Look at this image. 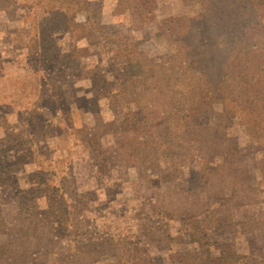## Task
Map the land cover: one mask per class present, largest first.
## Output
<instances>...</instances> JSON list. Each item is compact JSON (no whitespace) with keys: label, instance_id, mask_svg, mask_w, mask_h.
Wrapping results in <instances>:
<instances>
[{"label":"rangeland","instance_id":"1","mask_svg":"<svg viewBox=\"0 0 264 264\" xmlns=\"http://www.w3.org/2000/svg\"><path fill=\"white\" fill-rule=\"evenodd\" d=\"M118 1L87 0L75 16L92 23L96 10L100 32L89 21L63 28L48 0L0 10V242L36 223L45 229L31 233L33 264H72L79 252L93 255L86 264L264 262V128L226 114L217 77L187 102H157L152 85L140 100L142 88L123 85L129 57L141 66L134 81L154 83L159 64L171 73V32L201 12L199 0ZM171 105L197 108L194 134L175 149L183 161H139ZM52 203L66 209L63 228Z\"/></svg>","mask_w":264,"mask_h":264},{"label":"trees","instance_id":"2","mask_svg":"<svg viewBox=\"0 0 264 264\" xmlns=\"http://www.w3.org/2000/svg\"><path fill=\"white\" fill-rule=\"evenodd\" d=\"M123 1L138 3L141 0H119L118 4ZM142 2L144 7H147L150 3L153 5L155 0ZM199 2L201 12L189 22L177 27L175 32H171L176 40L175 53L169 63L171 73L166 74L163 65L159 64L156 66L157 72L153 75L157 76L154 83L134 81L129 75L133 70L138 71V67L141 69V66L137 58L129 57L127 65L123 68L126 70L123 85L126 89L142 88L143 91L138 95L140 100H144V91L152 85L157 94V102H187L194 89L196 92L202 91L201 87H205L210 78L217 77L225 95L228 110L226 114L254 124L258 128H264V0H199ZM9 5V0H0V10H6ZM46 8L63 28L72 26L85 30V26H89V21L90 27L97 25L99 32L103 29L99 23L96 24L98 14L96 10L92 23L89 18L84 24L75 22V16L86 11L87 0H48ZM166 24L167 21L160 24L162 33ZM243 44L251 48L246 57H242L239 51ZM164 98L168 101H164ZM170 107L174 112L163 116L156 123L162 136L155 130V125L150 126L155 132L142 142L145 146L144 154H141L139 161L145 159L146 155H154L157 167L162 160H167L173 167L183 161L181 157L184 154L182 151L175 152V149L183 147L179 139L186 140V135H183L185 131L190 130L191 136L194 134L192 121L197 114V108L187 105V112L184 113L172 105ZM220 124L214 128L205 126L204 129L216 132ZM135 132H138V128H135ZM222 136L224 138L225 133ZM65 210L53 203L50 204L51 215L57 213L62 215V228L66 225ZM5 220L0 209V234L3 233ZM44 229L35 223L34 227L26 226L22 236L10 238L4 243L0 242V264H33L29 260L33 248L31 233L36 231L41 235ZM102 245L106 247L107 241H103ZM17 252L22 254L17 256ZM81 253L73 255L72 264H86V261L94 259L93 255L87 252ZM257 264L264 262L259 261Z\"/></svg>","mask_w":264,"mask_h":264}]
</instances>
